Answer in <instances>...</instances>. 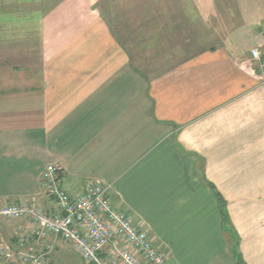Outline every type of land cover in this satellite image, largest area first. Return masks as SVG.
Segmentation results:
<instances>
[{"label": "crops", "instance_id": "1", "mask_svg": "<svg viewBox=\"0 0 264 264\" xmlns=\"http://www.w3.org/2000/svg\"><path fill=\"white\" fill-rule=\"evenodd\" d=\"M22 4L0 20V206L53 214L41 176L55 165L71 197L110 185L163 264H264V86L249 55L264 57L260 28L208 24L189 0ZM198 40L214 43L186 52ZM157 56L186 58L151 76L134 63ZM34 231L0 217V264L39 254L77 264L67 244Z\"/></svg>", "mask_w": 264, "mask_h": 264}, {"label": "built area", "instance_id": "2", "mask_svg": "<svg viewBox=\"0 0 264 264\" xmlns=\"http://www.w3.org/2000/svg\"><path fill=\"white\" fill-rule=\"evenodd\" d=\"M250 59L256 63L264 86V57L254 47ZM58 168L49 165L41 176L45 194L54 201L55 212L26 202H10L0 206V217L25 219L35 226L34 235L41 242L51 236L69 246L85 264H163L166 253L158 249L147 233L134 224L129 213L114 206L109 198L111 186L102 182L87 183L82 194L69 196L59 182ZM65 213V216L62 214ZM21 227L15 231L20 236ZM4 258L13 255L7 247ZM14 264H50L43 254L19 255Z\"/></svg>", "mask_w": 264, "mask_h": 264}, {"label": "rangeland", "instance_id": "3", "mask_svg": "<svg viewBox=\"0 0 264 264\" xmlns=\"http://www.w3.org/2000/svg\"><path fill=\"white\" fill-rule=\"evenodd\" d=\"M45 2L46 4H50V2H56V0H0V20L10 19L14 20L12 17L13 13H23L27 11V6L22 4L23 2H31V9L30 11L34 10L35 8H39V3ZM194 1L196 5L200 8L197 13L202 15V18L206 21V23L210 24L213 20L211 15L218 18L224 16V18L228 19V23L231 22L239 23V28H251L253 31H257L260 28V33L264 34V0H189V2ZM36 3V4H35ZM22 4V5H19ZM201 4L206 6L205 9H201ZM222 4L221 13L218 12L217 5ZM225 4V5H224ZM228 4V5H227ZM47 7V6H45ZM30 15V14H29ZM21 16V15H16ZM16 22L22 23L21 19L16 20ZM248 23L247 25L243 26L242 23ZM32 25L35 27L36 19H32ZM6 26V25H5ZM5 26L0 25V31H5ZM234 26V25H233ZM235 27V26H234ZM231 28V27H230ZM4 29V30H3ZM230 38H235L234 35H230ZM182 43V42H181ZM210 43V41L198 40L194 43H188V50L186 52H194L201 49L203 46H206ZM232 45H240L242 42L238 41H230ZM246 42H244L245 44ZM186 42L182 43V48H185ZM186 57L174 58V57H152L147 58V63L145 62V58H134V63L139 64V68H143L142 70H146L149 75L151 76L152 73H157L161 67L156 68L157 64L159 66L162 64L165 68L169 67L170 65H174L185 59ZM156 64V65H155ZM162 66V67H163ZM46 195V194H45ZM77 259V264L80 263L78 261L77 255L72 254ZM79 257V256H78ZM80 258V257H79Z\"/></svg>", "mask_w": 264, "mask_h": 264}, {"label": "trees", "instance_id": "4", "mask_svg": "<svg viewBox=\"0 0 264 264\" xmlns=\"http://www.w3.org/2000/svg\"><path fill=\"white\" fill-rule=\"evenodd\" d=\"M218 208H219L218 211H219V214H220L222 220H225L226 219V212L224 210V206H222V204L220 202H218ZM238 260H239L238 264H243V262L240 259H238Z\"/></svg>", "mask_w": 264, "mask_h": 264}, {"label": "water", "instance_id": "5", "mask_svg": "<svg viewBox=\"0 0 264 264\" xmlns=\"http://www.w3.org/2000/svg\"><path fill=\"white\" fill-rule=\"evenodd\" d=\"M62 215L65 216V213H63Z\"/></svg>", "mask_w": 264, "mask_h": 264}]
</instances>
